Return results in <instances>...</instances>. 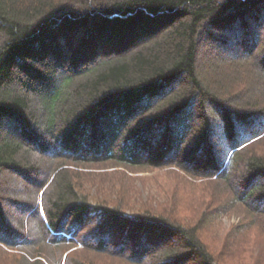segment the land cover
<instances>
[{"label": "trees", "instance_id": "1", "mask_svg": "<svg viewBox=\"0 0 264 264\" xmlns=\"http://www.w3.org/2000/svg\"><path fill=\"white\" fill-rule=\"evenodd\" d=\"M95 163L172 168L217 206L185 223L92 202L69 166ZM5 171L34 184L31 204L14 203L35 227L0 202L4 264H223L200 237L215 218L264 235V0H0Z\"/></svg>", "mask_w": 264, "mask_h": 264}, {"label": "rangeland", "instance_id": "2", "mask_svg": "<svg viewBox=\"0 0 264 264\" xmlns=\"http://www.w3.org/2000/svg\"><path fill=\"white\" fill-rule=\"evenodd\" d=\"M215 52L208 41L201 44L202 56L199 62L202 65L200 70H203L202 73H208V70L215 64L217 58V55H214ZM30 102L33 109L38 108L37 99H30ZM49 142L50 149L56 146L54 142ZM49 157V155H41L38 151L31 153L33 161H48ZM69 167L82 195L92 202L118 205L130 213L152 210L157 213L170 214L185 223H192L199 219L209 205L212 208L217 206V203L213 202L205 191L206 182L186 177L172 168L143 169L118 166L112 163L71 165ZM43 170L39 177H44L46 169ZM211 185L208 187L213 190V183ZM34 189V184L26 185L18 175L12 172L5 171L0 174L1 205L6 218L21 231L25 228L26 220L32 224L35 221L32 219L33 216H28L24 207L19 208L14 202L24 201L31 204L32 198H35ZM240 220L241 216L235 212L219 216L202 230L200 237L223 264H264V235L245 229L237 232L235 229L241 224ZM32 224L30 228L35 227V224ZM30 230L32 229L28 230L29 233H31ZM5 252H11V250L7 248ZM68 253H72L69 255L73 257L85 255V251L80 249L79 245L70 246L66 254ZM1 258L0 264L10 260ZM92 258L99 264H124L101 256H92ZM11 263L12 261L9 264Z\"/></svg>", "mask_w": 264, "mask_h": 264}]
</instances>
